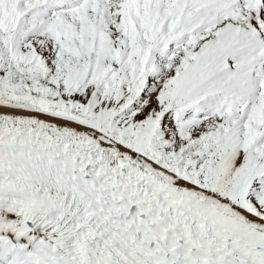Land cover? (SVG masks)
<instances>
[{
	"label": "snow or ice",
	"instance_id": "6c2138e0",
	"mask_svg": "<svg viewBox=\"0 0 264 264\" xmlns=\"http://www.w3.org/2000/svg\"><path fill=\"white\" fill-rule=\"evenodd\" d=\"M0 264H264V0H0Z\"/></svg>",
	"mask_w": 264,
	"mask_h": 264
}]
</instances>
